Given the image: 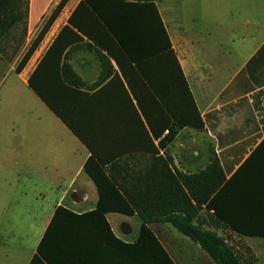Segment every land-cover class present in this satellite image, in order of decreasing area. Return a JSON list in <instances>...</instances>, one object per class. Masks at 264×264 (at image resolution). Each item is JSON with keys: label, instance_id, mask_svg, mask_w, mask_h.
I'll return each instance as SVG.
<instances>
[{"label": "crops", "instance_id": "1", "mask_svg": "<svg viewBox=\"0 0 264 264\" xmlns=\"http://www.w3.org/2000/svg\"><path fill=\"white\" fill-rule=\"evenodd\" d=\"M21 1L25 16L0 43L19 38L22 56L40 33L20 70L11 65L35 101L23 135L16 134L25 138L21 168L43 186L38 192L43 202L35 209L36 236L23 264L56 206L75 214L95 208L97 187L83 168L88 157L121 184L126 202H142L150 187L167 185L166 167L157 158L169 156V171L188 175L215 157L224 180L231 181L226 206L232 205L236 217L248 201V226L264 232V0H151L189 94L186 106L176 109L165 126L159 99L146 92V83L133 74L86 1L64 0L42 33L60 0ZM105 16L109 22V6ZM146 19L155 32L151 10ZM168 127L172 138L161 143ZM170 181L169 187L177 189ZM104 217L114 236L135 239L141 222L136 211H108ZM198 219L230 245V238L240 240L253 252L249 241L264 240L222 225L212 210L201 208ZM146 225L174 264H194L193 256L215 264L169 222Z\"/></svg>", "mask_w": 264, "mask_h": 264}, {"label": "trees", "instance_id": "2", "mask_svg": "<svg viewBox=\"0 0 264 264\" xmlns=\"http://www.w3.org/2000/svg\"><path fill=\"white\" fill-rule=\"evenodd\" d=\"M84 1L108 29L114 46L132 66L131 70L136 78L141 84L143 81L146 83V92L159 99L165 120L163 125H167L169 117L174 118L176 109L186 106L189 94L151 0ZM21 2L0 0V39L16 21L24 18L25 11L19 9ZM63 2L64 0H60L56 5L41 33ZM108 6L109 22L105 16ZM150 10L155 20V32L152 23L147 26L146 18ZM39 36L17 61V71L27 60ZM34 91L47 103L42 93ZM47 106L55 114H59L52 105L47 103ZM171 138L172 128L168 127L160 141L167 143ZM157 159L166 167L167 177L164 180L167 185L150 187L142 202H126L122 197L121 184L115 183L110 176L108 178L97 162L88 157L83 168L97 187L95 208L75 214L62 206H56L27 264H174L146 225L157 220L169 222L182 235L197 243L215 264H250L252 261L249 262L238 254L224 236L204 228L198 219L201 208L212 210L217 221L238 234L264 236V232H254L248 226V201L243 203L242 211L238 208L242 215L239 212L236 217L234 212H237L232 205L226 206L228 199L232 198V193L228 190L231 181L224 180L217 159L211 158L204 169L188 175L180 172L172 174L167 168L169 156ZM169 181H173L177 189L170 188ZM224 202L225 207H219ZM133 210L141 222L135 239L131 242L123 241L111 232L104 214L108 211L129 214Z\"/></svg>", "mask_w": 264, "mask_h": 264}, {"label": "rangeland", "instance_id": "3", "mask_svg": "<svg viewBox=\"0 0 264 264\" xmlns=\"http://www.w3.org/2000/svg\"><path fill=\"white\" fill-rule=\"evenodd\" d=\"M21 45L19 38L10 37L0 43V264H23L36 236L39 218L35 209L43 202L38 195L43 187L40 179L21 168L25 163V138L21 135L31 109L35 108L32 95L11 68L21 57ZM9 131L14 132L13 136L8 135ZM17 132L21 135L16 136ZM31 210L34 215H30ZM230 239L231 246L243 258L251 262L254 253V264H264V240H250L252 252L245 250L240 240ZM190 262L202 264L199 256H193Z\"/></svg>", "mask_w": 264, "mask_h": 264}]
</instances>
